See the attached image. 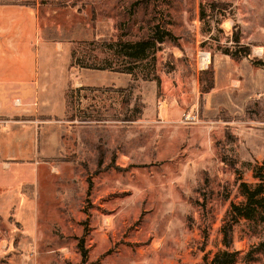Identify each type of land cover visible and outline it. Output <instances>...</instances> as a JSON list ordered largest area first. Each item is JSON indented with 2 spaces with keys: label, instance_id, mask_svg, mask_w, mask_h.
<instances>
[{
  "label": "rangeland",
  "instance_id": "374dc122",
  "mask_svg": "<svg viewBox=\"0 0 264 264\" xmlns=\"http://www.w3.org/2000/svg\"><path fill=\"white\" fill-rule=\"evenodd\" d=\"M6 2L112 70L72 63L63 117L0 116V264H212L241 182L264 183V0ZM157 26L155 60L114 71L120 51L100 44ZM229 251L264 264V210Z\"/></svg>",
  "mask_w": 264,
  "mask_h": 264
},
{
  "label": "crops",
  "instance_id": "0c3cea01",
  "mask_svg": "<svg viewBox=\"0 0 264 264\" xmlns=\"http://www.w3.org/2000/svg\"><path fill=\"white\" fill-rule=\"evenodd\" d=\"M72 63L68 44L40 36L39 17L33 7L0 4V116L34 113L46 118L44 121L63 117ZM57 71L64 76L60 88L51 78Z\"/></svg>",
  "mask_w": 264,
  "mask_h": 264
},
{
  "label": "trees",
  "instance_id": "16d2710c",
  "mask_svg": "<svg viewBox=\"0 0 264 264\" xmlns=\"http://www.w3.org/2000/svg\"><path fill=\"white\" fill-rule=\"evenodd\" d=\"M215 5L212 3V8ZM214 9V8H213ZM167 32L160 27H156L152 34L142 37L137 40H130L122 42L121 40L115 41L114 43H101L100 45L106 47L108 50L112 51L113 54L118 53L123 57L122 67L118 72L129 73L135 75V68L139 63L144 60H155V54L157 52V44H160L164 41L165 35ZM235 42H239V38L236 35L234 37ZM88 46H94L91 48V51H94L95 48H99V44L94 41H88L86 43ZM118 48V50H116ZM245 53L249 54V48H244ZM72 62L81 68L86 69H109L112 70V65L110 62L107 63V60L104 63L97 62L95 54L92 52L88 54L77 55V52L74 50L71 52ZM149 74L146 73L144 78H148ZM124 89V88H122ZM121 89V90H122ZM124 121H133L134 117L130 115H125L123 118ZM240 189L242 194L245 197V201L241 204H232L230 219L223 226V243L226 247V250L221 254L216 255L212 259V264H229L233 259V252L229 251L231 242H232V226L238 221L240 217L251 219L254 217L256 211L264 210V183L262 180L256 183L255 185H250L246 182H241ZM82 247V246H81Z\"/></svg>",
  "mask_w": 264,
  "mask_h": 264
},
{
  "label": "bare ground",
  "instance_id": "6f19581e",
  "mask_svg": "<svg viewBox=\"0 0 264 264\" xmlns=\"http://www.w3.org/2000/svg\"><path fill=\"white\" fill-rule=\"evenodd\" d=\"M204 60H206L205 62H207L208 61V58H205Z\"/></svg>",
  "mask_w": 264,
  "mask_h": 264
}]
</instances>
